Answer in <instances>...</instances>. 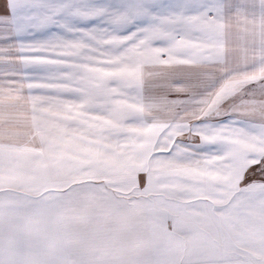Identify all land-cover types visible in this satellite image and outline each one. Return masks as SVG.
I'll return each instance as SVG.
<instances>
[{"label": "snow or ice", "instance_id": "snow-or-ice-1", "mask_svg": "<svg viewBox=\"0 0 264 264\" xmlns=\"http://www.w3.org/2000/svg\"><path fill=\"white\" fill-rule=\"evenodd\" d=\"M0 264H264V0H0Z\"/></svg>", "mask_w": 264, "mask_h": 264}]
</instances>
